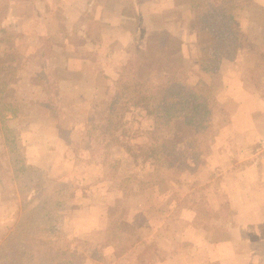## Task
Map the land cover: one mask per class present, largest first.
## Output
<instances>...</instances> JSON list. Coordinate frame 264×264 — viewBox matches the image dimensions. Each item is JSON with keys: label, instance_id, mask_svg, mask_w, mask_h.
<instances>
[{"label": "rangeland", "instance_id": "obj_1", "mask_svg": "<svg viewBox=\"0 0 264 264\" xmlns=\"http://www.w3.org/2000/svg\"><path fill=\"white\" fill-rule=\"evenodd\" d=\"M254 1L239 12L238 63L216 71L217 44L196 29L190 0H0V243L41 176L31 206L63 189L51 245L80 264H264V8ZM172 68L214 94L207 128L162 135L128 101ZM5 127L38 168L31 180L13 172ZM158 145L175 168L144 157Z\"/></svg>", "mask_w": 264, "mask_h": 264}, {"label": "trees", "instance_id": "obj_2", "mask_svg": "<svg viewBox=\"0 0 264 264\" xmlns=\"http://www.w3.org/2000/svg\"><path fill=\"white\" fill-rule=\"evenodd\" d=\"M248 2L249 0H190L196 29L202 34L210 35L217 44L212 53V61L215 63L213 70L217 71L222 60H233L243 46L245 37L238 25L239 12L247 7ZM258 51L261 55L264 53V39L258 46ZM3 66L5 65L1 67ZM165 76L166 81L160 83H150L147 86L137 84L133 89V96L128 100L131 105L153 114L162 135L172 131L178 124L192 126L194 130L198 127L207 128L212 112L210 100H216L209 87H205L202 82L189 83L182 71L173 68ZM0 118L5 120L8 117L0 114ZM4 131L13 172L16 177L23 176L25 181L31 180L38 168L26 162L23 146L14 134V128L5 127ZM141 151L144 157H155L166 168L176 167L169 163L163 164L164 152L160 145L157 149L142 147ZM41 180V176L37 177L32 186L22 191L24 213L0 243V264H80L77 252L51 245V236L55 235L58 228L56 208L63 205L66 199L63 189H57L56 195L48 200H39L35 206H31L34 195L44 186Z\"/></svg>", "mask_w": 264, "mask_h": 264}, {"label": "crops", "instance_id": "obj_3", "mask_svg": "<svg viewBox=\"0 0 264 264\" xmlns=\"http://www.w3.org/2000/svg\"><path fill=\"white\" fill-rule=\"evenodd\" d=\"M256 1V3H258L259 5H261L263 8H264V0H255ZM254 1V2H255ZM119 22H120V18H116V25L117 26H121L120 24H119ZM121 32V33H120ZM120 34H118L117 36H116V38L117 39H121V40H115V41H117V42H119V43H123V44H126L127 42H126V37L128 36V38H129V36L132 34L131 32H129V31H125V30H120ZM190 33L191 34H195L194 33V31H192V30H190ZM105 37V36H104ZM239 53V52H238ZM238 53L236 54V56H235V58L233 59V60H229V61H232V62H234V65H236L237 63H238ZM70 60H69V65H68V67H67V69L68 70H70L71 71V68H73L74 69V67L72 66V65H74V64H76V63H79V62H81V61H83V59L80 57V56H76V57H73V58H69ZM225 61V60H224ZM222 63V62H221ZM71 65V66H70ZM221 65V64H220ZM221 67V66H220ZM83 66H81L80 65V67H79V70H83ZM64 71V73H66L67 72V70L66 69H64L63 70ZM63 76H65V74H63ZM63 80H66V79H62L61 78V81H63Z\"/></svg>", "mask_w": 264, "mask_h": 264}]
</instances>
